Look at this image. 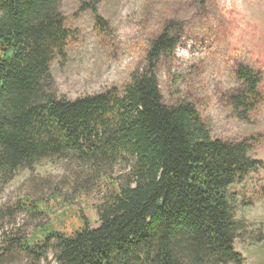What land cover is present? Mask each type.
I'll list each match as a JSON object with an SVG mask.
<instances>
[{
  "label": "trees",
  "instance_id": "obj_1",
  "mask_svg": "<svg viewBox=\"0 0 264 264\" xmlns=\"http://www.w3.org/2000/svg\"><path fill=\"white\" fill-rule=\"evenodd\" d=\"M63 1L0 0V186L47 160L91 169L75 192L88 196L106 186L94 206L99 225L76 213L85 222L72 231L49 222L29 236L4 232L0 255L16 249L31 264L49 256L54 264H241L235 244L246 226L233 189L264 164L250 156L253 137L216 138L194 103L165 102L158 70L181 44L183 24L165 23L150 39L123 89L71 100L58 94L52 76L75 34ZM77 1L99 36L109 37L99 0ZM236 81L227 103L249 122L264 103V72L239 65ZM56 191L52 198L69 201ZM44 204L25 196L0 217L43 215ZM42 229L47 234L38 238Z\"/></svg>",
  "mask_w": 264,
  "mask_h": 264
},
{
  "label": "rangeland",
  "instance_id": "obj_2",
  "mask_svg": "<svg viewBox=\"0 0 264 264\" xmlns=\"http://www.w3.org/2000/svg\"><path fill=\"white\" fill-rule=\"evenodd\" d=\"M61 8L75 34L65 56L52 66L58 94L75 100L112 87L123 89L144 62L150 39L161 32L165 23H182L181 44L158 70L165 102L174 104L185 99L194 103L216 138L238 142L253 137L250 156L264 164V103L249 122L237 119L227 103V96L238 87L239 65L264 72V0H99V13L112 29L107 38L95 30L91 12H80L77 0H64ZM123 172L121 167L116 168L115 176ZM92 176L91 169L82 170L66 160L55 159L33 170H21L0 186V210L4 213L6 207L15 206L25 196L46 203L40 205L43 215L35 217L25 211L11 217L3 213L0 248L8 246L1 238L4 232L29 236L49 222L57 229L65 225L72 231L84 224L83 214L90 218L91 226L97 227L94 206L106 186L88 196L75 192L80 179ZM56 190L69 201L52 198ZM233 191L240 203L238 217L246 226V233L235 244L243 256L241 264H264V167ZM76 213L81 215L80 223L74 218ZM46 234L42 229L37 237ZM49 262L54 264L51 256L41 264ZM0 264L31 261L20 251L10 249L0 255Z\"/></svg>",
  "mask_w": 264,
  "mask_h": 264
}]
</instances>
